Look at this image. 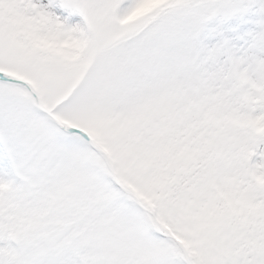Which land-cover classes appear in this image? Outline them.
Masks as SVG:
<instances>
[{
  "label": "snow or ice",
  "instance_id": "snow-or-ice-1",
  "mask_svg": "<svg viewBox=\"0 0 264 264\" xmlns=\"http://www.w3.org/2000/svg\"><path fill=\"white\" fill-rule=\"evenodd\" d=\"M0 264H264V0H0Z\"/></svg>",
  "mask_w": 264,
  "mask_h": 264
}]
</instances>
